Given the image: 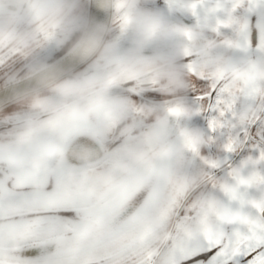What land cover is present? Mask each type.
<instances>
[{"label":"flooded vegetation","instance_id":"obj_1","mask_svg":"<svg viewBox=\"0 0 264 264\" xmlns=\"http://www.w3.org/2000/svg\"><path fill=\"white\" fill-rule=\"evenodd\" d=\"M84 2L89 4V0ZM156 3L157 0H146L145 6L183 29L182 34L164 44L156 41L136 51L131 34L112 17L103 44L87 63L0 110V182L11 178L7 192H15L18 187L19 191L35 193L33 202L40 197L39 203L44 201L47 214H53L55 227L94 226L95 220L104 215L99 210L106 205L102 201L105 197L115 200L116 192L122 197L120 205L125 200L128 204L135 201L134 198L144 195L149 183L146 178L156 172L150 174L153 166L160 163L164 167L157 179L163 180L159 192L161 215L167 212V190H175L184 197L194 190L188 198L196 210L218 206L208 186L215 184L221 188L226 181L211 174L212 169L221 166L217 158L206 153L214 140L207 130L190 124L199 113L187 99L190 77L184 60L191 51L189 35L194 36L195 32ZM23 9L22 0H0V33L7 32L11 37L0 42V88L60 59L85 29L87 18L77 14L61 26L47 30ZM23 34L31 37L27 44L17 42V37ZM194 46L201 53L199 61L211 56L212 67L226 64L223 58L214 56L217 45L211 38L195 39ZM163 50L174 55L182 84L170 91H162L157 80L134 71L138 63ZM153 93L159 96L158 100L151 98ZM82 131L88 137L84 141L89 151L74 160L78 165L68 166L63 162L64 153ZM193 131L203 137L202 143L193 141L190 136ZM36 139L40 147L30 146ZM12 142L26 147L19 158L10 156L15 148ZM38 166L45 168L43 177L37 174ZM137 169L142 174L135 185L130 180ZM198 177L200 180L192 183ZM126 178L128 185H121ZM155 186L156 182L144 195L145 199ZM50 194L53 196L49 199ZM0 203L3 210H11L4 220L17 223V233L22 227L46 228L50 222L48 216L32 212L33 203L24 208L5 207L3 200ZM73 207L78 211L61 210ZM86 216L89 217L83 220ZM26 238L23 244L28 246L55 237Z\"/></svg>","mask_w":264,"mask_h":264},{"label":"snow or ice","instance_id":"obj_2","mask_svg":"<svg viewBox=\"0 0 264 264\" xmlns=\"http://www.w3.org/2000/svg\"><path fill=\"white\" fill-rule=\"evenodd\" d=\"M156 6L195 32L184 60L187 99L199 113L190 124L212 136L206 153L221 166L211 174L226 184L208 186L218 206L202 210L167 190L161 215L160 186L146 199L134 198L132 220L88 240V264H264V0H157ZM204 38L215 42L214 56L226 64L197 59L194 41Z\"/></svg>","mask_w":264,"mask_h":264},{"label":"water","instance_id":"obj_3","mask_svg":"<svg viewBox=\"0 0 264 264\" xmlns=\"http://www.w3.org/2000/svg\"><path fill=\"white\" fill-rule=\"evenodd\" d=\"M106 3L107 0H89L90 5H96L101 9H105ZM112 17V15H108L107 17L101 15L99 20L87 18L83 34L70 48V50L66 52L60 59L46 66L45 68H42L33 75L0 88V110L33 92L39 91L53 84L55 81L66 76L67 74H70L72 71L87 63L103 44L110 30ZM174 125L175 121L171 127L173 128ZM87 138L88 137L86 136V133L82 131L72 139L71 144L66 149L67 152L65 151L66 153H64V164L68 166L79 164L74 160L79 157V154L82 156L89 151L90 147L86 145V142L84 141ZM163 168L164 167L162 166V163H160V165L153 166L150 174H152L154 171L156 172L150 177L146 178L149 183L145 188L144 195L149 191V188L155 182L156 186H160V188L162 187L163 180L157 179L161 172H163ZM141 172L142 171L138 169L134 171L130 181L134 182L135 179L137 180L139 177H141ZM205 182L206 180L203 183H200L197 188ZM123 184L128 185L127 178L121 183V185ZM193 192L194 190L191 192V194ZM140 193H142V190ZM153 194L154 192L151 195ZM190 195L188 197H190ZM121 199V194H117L115 192V200H109L106 197L102 200L106 205L102 206L99 212L103 213L104 215L98 221L95 220V227L91 226L75 229L70 235L57 236L54 239L28 246L22 243L17 248L16 244L9 250L10 256L18 259L19 262L27 263L33 261H42L46 257L52 255L61 256L63 253H66L65 255H67L69 252L73 253L84 248L86 249L88 240L96 233L114 232L118 230L123 224H125L127 220L131 219V216L136 213V209L138 207L136 200L128 204L123 211L118 209L114 211L113 208L120 207ZM99 215L101 216L102 214ZM87 217L89 216H86L82 219L85 220Z\"/></svg>","mask_w":264,"mask_h":264},{"label":"clouds","instance_id":"obj_4","mask_svg":"<svg viewBox=\"0 0 264 264\" xmlns=\"http://www.w3.org/2000/svg\"><path fill=\"white\" fill-rule=\"evenodd\" d=\"M22 3L23 10L47 30L61 26L70 16L77 14L96 20L101 15H112L114 21L131 34L136 51H142L156 41L164 44L184 31L170 24L161 14L147 8L146 0H107L105 9L86 4L84 0H78L75 4L74 0H22ZM92 7L101 15H93L90 10ZM10 38L7 32L0 33V42ZM30 38L28 34H23L17 37V42L27 44ZM134 71L157 80L162 91L182 86L178 78L179 68L170 50L146 58L137 64ZM190 136L195 143L203 142V137L197 131L191 132Z\"/></svg>","mask_w":264,"mask_h":264},{"label":"rangeland","instance_id":"obj_5","mask_svg":"<svg viewBox=\"0 0 264 264\" xmlns=\"http://www.w3.org/2000/svg\"><path fill=\"white\" fill-rule=\"evenodd\" d=\"M39 139V138H38ZM13 143V142H12ZM15 148L13 152L10 154V156L15 157L17 155V158L20 157L21 151L25 149L26 147H23L24 145H17L16 142L13 143ZM30 146H36L40 147V142L33 140L30 143ZM27 144V145H29ZM29 147V146H27ZM37 174L40 175V177H43L45 174V168L43 166L37 167ZM10 180L11 178H7L0 182V188L2 189V193L0 194V200H3V204L5 207H17L20 206L24 208L28 204H32L35 207L34 210H32L33 213H36L38 216L44 217L48 216L50 218V222H48V225L46 228H31V227H22L19 229L17 233V223H11L4 220V217L7 216L9 211H6L7 209L3 210L0 207V259H3L5 261L16 259L12 256H10V249L17 244V246H20L24 241L28 238L26 237H38V236H47L48 237H56V236H63V235H70L74 232L76 228H67V227H55L54 221H53V214L49 215L46 212L45 209V203L42 201L39 203V200L41 199L38 197L34 202L33 199L36 198V194L21 190L19 191L17 187V191L15 192H7L6 189L10 186ZM200 179L196 181H192V183L198 182ZM205 181V180H204ZM204 181L200 182L203 183ZM72 182V181H71ZM138 183V180H134V184L136 185ZM199 183V184H200ZM198 184V185H199ZM197 185V186H198ZM72 185H70L71 187ZM196 186V187H197ZM69 187V186H68ZM31 190V189H27ZM76 193V189H72ZM40 193V188L38 189V194ZM21 195V197H20ZM53 195H49V199ZM31 199V200H26ZM43 199V198H42ZM44 200V199H43ZM2 203V202H1ZM0 203V204H1ZM59 225L61 226V223L59 222ZM15 231L14 233L10 234L8 231ZM4 231V232H3ZM18 248V247H17ZM9 251V252H8ZM61 254V253H59ZM66 253H63L61 256H48L43 261H33V262H19V264H85L89 260H86L85 258L88 257L86 254V249H82L77 252H73L65 255ZM65 255V256H63Z\"/></svg>","mask_w":264,"mask_h":264}]
</instances>
